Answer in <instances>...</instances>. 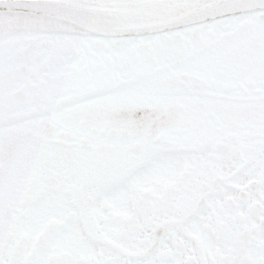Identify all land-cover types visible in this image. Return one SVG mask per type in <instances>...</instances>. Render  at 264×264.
<instances>
[{
  "label": "flooded vegetation",
  "instance_id": "1",
  "mask_svg": "<svg viewBox=\"0 0 264 264\" xmlns=\"http://www.w3.org/2000/svg\"><path fill=\"white\" fill-rule=\"evenodd\" d=\"M0 264H264V10L121 38L0 13Z\"/></svg>",
  "mask_w": 264,
  "mask_h": 264
},
{
  "label": "water",
  "instance_id": "2",
  "mask_svg": "<svg viewBox=\"0 0 264 264\" xmlns=\"http://www.w3.org/2000/svg\"><path fill=\"white\" fill-rule=\"evenodd\" d=\"M264 10V0H4L0 13L41 27L100 37H133L177 30Z\"/></svg>",
  "mask_w": 264,
  "mask_h": 264
}]
</instances>
